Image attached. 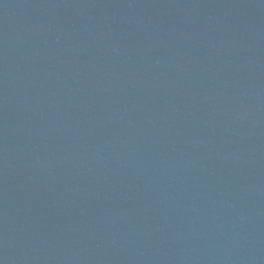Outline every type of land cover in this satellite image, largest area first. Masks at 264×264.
<instances>
[{"label": "water", "instance_id": "obj_1", "mask_svg": "<svg viewBox=\"0 0 264 264\" xmlns=\"http://www.w3.org/2000/svg\"><path fill=\"white\" fill-rule=\"evenodd\" d=\"M0 264H264V0H0Z\"/></svg>", "mask_w": 264, "mask_h": 264}]
</instances>
